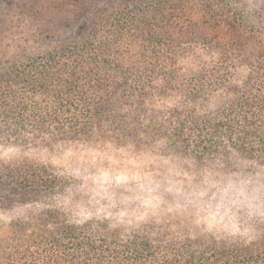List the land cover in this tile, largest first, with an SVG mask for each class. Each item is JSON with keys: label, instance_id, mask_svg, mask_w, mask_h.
<instances>
[{"label": "trees", "instance_id": "obj_1", "mask_svg": "<svg viewBox=\"0 0 264 264\" xmlns=\"http://www.w3.org/2000/svg\"><path fill=\"white\" fill-rule=\"evenodd\" d=\"M14 11L0 20V144L134 153L152 159L160 192L151 220L75 222L58 207L63 175L0 159V264H264V210L229 206L242 201L232 191L264 187V0Z\"/></svg>", "mask_w": 264, "mask_h": 264}, {"label": "rangeland", "instance_id": "obj_2", "mask_svg": "<svg viewBox=\"0 0 264 264\" xmlns=\"http://www.w3.org/2000/svg\"><path fill=\"white\" fill-rule=\"evenodd\" d=\"M30 1L0 0L1 22L18 17L15 7ZM6 5L12 9L11 13L5 10ZM7 34L12 32L8 30ZM15 155L25 157L32 163L53 167L65 177L69 190L58 201V207L64 209L75 222L99 217H114L119 222L120 218L129 216L134 219L131 222L136 223L151 220L157 214L158 207L152 203L151 195L160 192V187L156 174L152 172L156 167L151 162L152 159H142L134 153L90 149L71 150L61 155L40 151H26L19 155L0 144V159ZM232 192L233 196L242 201L229 202L230 207L239 206L249 209L250 212L264 210V205L256 203L258 196L264 197V187L259 186L252 190L240 188ZM198 207L200 209L202 205L198 204ZM210 213L207 212L205 216L206 223L210 226L222 225L224 220L219 213Z\"/></svg>", "mask_w": 264, "mask_h": 264}]
</instances>
